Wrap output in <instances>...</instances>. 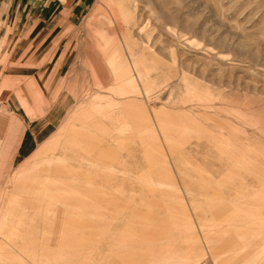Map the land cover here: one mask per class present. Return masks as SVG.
I'll return each instance as SVG.
<instances>
[{
	"label": "rangeland",
	"instance_id": "rangeland-1",
	"mask_svg": "<svg viewBox=\"0 0 264 264\" xmlns=\"http://www.w3.org/2000/svg\"><path fill=\"white\" fill-rule=\"evenodd\" d=\"M0 116V264H264V0H0Z\"/></svg>",
	"mask_w": 264,
	"mask_h": 264
},
{
	"label": "crops",
	"instance_id": "crops-1",
	"mask_svg": "<svg viewBox=\"0 0 264 264\" xmlns=\"http://www.w3.org/2000/svg\"><path fill=\"white\" fill-rule=\"evenodd\" d=\"M42 13V10H40ZM4 116H0V130L2 128V123L5 121ZM25 188V187H24ZM22 184L13 182L11 190L7 196V203L5 208V215L2 216L0 220V256H9L20 255L21 252L29 248L26 244V238L23 237V223H34L38 212V197L29 195L26 197L27 200H23L22 191L24 190ZM32 190V188H31ZM32 228V226H29ZM33 228H35L33 226ZM27 230V229H26ZM1 260V259H0Z\"/></svg>",
	"mask_w": 264,
	"mask_h": 264
},
{
	"label": "bare ground",
	"instance_id": "bare-ground-1",
	"mask_svg": "<svg viewBox=\"0 0 264 264\" xmlns=\"http://www.w3.org/2000/svg\"><path fill=\"white\" fill-rule=\"evenodd\" d=\"M112 255V254H111Z\"/></svg>",
	"mask_w": 264,
	"mask_h": 264
}]
</instances>
